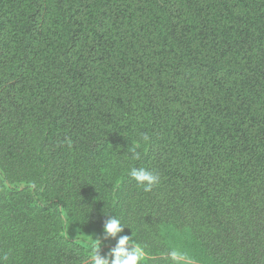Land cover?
Instances as JSON below:
<instances>
[{"label":"trees","instance_id":"16d2710c","mask_svg":"<svg viewBox=\"0 0 264 264\" xmlns=\"http://www.w3.org/2000/svg\"><path fill=\"white\" fill-rule=\"evenodd\" d=\"M110 217L141 264H264V0H0V264Z\"/></svg>","mask_w":264,"mask_h":264},{"label":"clouds","instance_id":"9594fccd","mask_svg":"<svg viewBox=\"0 0 264 264\" xmlns=\"http://www.w3.org/2000/svg\"><path fill=\"white\" fill-rule=\"evenodd\" d=\"M148 136L144 135L143 140L146 142ZM140 147L136 144L130 149L131 158L138 160L140 152L137 149ZM129 175L136 181L137 185L142 187L144 191H151L154 186L159 183V175L154 171H149L145 168L132 167L129 169ZM124 226L115 217L108 218L103 226L104 238L116 240L115 247L111 248L106 256L100 255V241L99 247L96 248L94 254L90 258V264H141L148 254L145 249L137 244L131 237L127 235H120L124 231ZM117 237H119L117 239ZM170 264H183L186 260L184 254L171 250L168 253Z\"/></svg>","mask_w":264,"mask_h":264},{"label":"rangeland","instance_id":"374dc122","mask_svg":"<svg viewBox=\"0 0 264 264\" xmlns=\"http://www.w3.org/2000/svg\"><path fill=\"white\" fill-rule=\"evenodd\" d=\"M70 237H74L76 239H81L82 243H84L85 245L89 244V243H97L99 244L100 241V245L104 248V249H108L111 250V248L115 247L116 244V240L108 238L105 239L104 238V234L103 231L99 232L96 229H93L92 233H84L83 235L81 234L80 236L77 234V231H71L68 233ZM120 235H123L122 233ZM119 237H117L118 239ZM99 240V241H98Z\"/></svg>","mask_w":264,"mask_h":264}]
</instances>
